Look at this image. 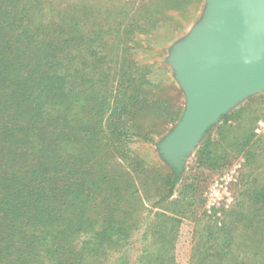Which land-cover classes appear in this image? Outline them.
<instances>
[{"label": "trees", "instance_id": "1", "mask_svg": "<svg viewBox=\"0 0 264 264\" xmlns=\"http://www.w3.org/2000/svg\"><path fill=\"white\" fill-rule=\"evenodd\" d=\"M113 2L0 0V91L8 104L0 103V264H179L177 221L147 205L171 201L182 176L176 168L166 169L161 159L147 161L153 167L148 170L136 149L134 156L115 153L119 141L124 148L128 133L118 128L138 114L137 105L122 97L116 111L120 118L87 133L84 118L75 115L84 111L67 103L72 88L56 81L67 62L76 60V71L85 73L86 14L116 15L119 11L109 8ZM94 43L95 54L107 40ZM100 53L97 60L104 56ZM60 103L69 106L60 108ZM236 214L238 221L247 217ZM257 217L252 212L248 219L260 225ZM211 223L205 228L215 235ZM229 225L218 229L226 231ZM203 236L195 239L189 264H212L204 250L214 244ZM136 242L139 256L134 260Z\"/></svg>", "mask_w": 264, "mask_h": 264}, {"label": "rangeland", "instance_id": "2", "mask_svg": "<svg viewBox=\"0 0 264 264\" xmlns=\"http://www.w3.org/2000/svg\"><path fill=\"white\" fill-rule=\"evenodd\" d=\"M113 1L109 8H116L119 11L116 15L86 14L85 73L76 71V60L67 62L61 75L56 74V81L61 87L72 88L67 103L74 111H84L75 115L84 118L87 133L120 118L116 111L122 97H126L130 106L137 105L138 114L124 119L118 128L119 133H128L123 135V149L119 137L115 138L120 145L115 146V153L134 156L136 149L138 160L145 161L148 170L152 171L153 167L147 161L159 162V159L167 165L166 169L174 168L160 145L181 120L186 94L168 59L173 46L203 19L207 0H160L157 4V0ZM59 18L58 12L53 21L58 24ZM95 30H99V36ZM94 40H107L105 49L97 50L104 54L98 60L99 53L93 51ZM129 45H132L130 49ZM126 77L133 79L126 82ZM135 97L138 102H134ZM0 101L8 105L2 93ZM63 104L66 103L58 106L62 108ZM260 121L264 122V91L245 98L206 131L188 154L183 170L177 171L182 180L171 201L156 207L148 203L154 212L161 211L177 221L175 259L179 264H189L195 239L201 235L203 241L208 236L214 244L204 250L209 263L264 264V134L256 132ZM205 140L207 149L202 154L200 147ZM124 163L118 157V164ZM98 165L92 168L97 170ZM174 203L176 207L169 209ZM252 212H257L260 225L248 219L252 218ZM236 213H245L247 217L238 221ZM208 222H212L216 234L222 232L220 236L207 232ZM226 223L230 224L229 228L219 231L218 226ZM137 244L132 251L134 260L139 256V252L135 253Z\"/></svg>", "mask_w": 264, "mask_h": 264}, {"label": "water", "instance_id": "3", "mask_svg": "<svg viewBox=\"0 0 264 264\" xmlns=\"http://www.w3.org/2000/svg\"><path fill=\"white\" fill-rule=\"evenodd\" d=\"M168 61L185 90L186 108L160 149L180 173L215 122L264 91V0H207L203 19L173 46Z\"/></svg>", "mask_w": 264, "mask_h": 264}, {"label": "built area", "instance_id": "4", "mask_svg": "<svg viewBox=\"0 0 264 264\" xmlns=\"http://www.w3.org/2000/svg\"><path fill=\"white\" fill-rule=\"evenodd\" d=\"M256 132L264 134V122L263 121L259 122V126L256 128Z\"/></svg>", "mask_w": 264, "mask_h": 264}]
</instances>
